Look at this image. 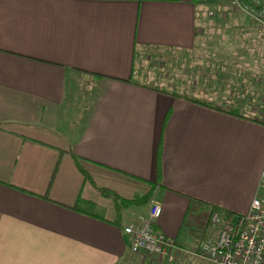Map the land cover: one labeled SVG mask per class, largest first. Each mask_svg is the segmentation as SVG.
Returning a JSON list of instances; mask_svg holds the SVG:
<instances>
[{
    "label": "crops",
    "instance_id": "0c3cea01",
    "mask_svg": "<svg viewBox=\"0 0 264 264\" xmlns=\"http://www.w3.org/2000/svg\"><path fill=\"white\" fill-rule=\"evenodd\" d=\"M203 6L0 0V264H185L211 206L246 209L264 162L263 96L206 76L181 90L133 78L143 49L193 47ZM227 13L248 30L247 15ZM153 183V227L181 247L178 262L131 252L123 226L146 204L117 212L96 188L130 198ZM79 199L95 208L73 209Z\"/></svg>",
    "mask_w": 264,
    "mask_h": 264
},
{
    "label": "rangeland",
    "instance_id": "374dc122",
    "mask_svg": "<svg viewBox=\"0 0 264 264\" xmlns=\"http://www.w3.org/2000/svg\"><path fill=\"white\" fill-rule=\"evenodd\" d=\"M201 2L204 6L199 13L205 15L207 22H197L193 47L186 51L143 49L135 56L134 80L165 89L178 87L181 90L186 82L191 84L194 79L199 82L203 77L205 81L209 77L210 85H214V80L221 79L226 90L231 85L242 86L246 90L243 91L244 96H249L251 102L258 96L264 98V29L242 15L241 20L250 25L248 30L231 26L226 21L228 10L231 12L227 0H216V4L204 0ZM210 10L212 14H208ZM221 11L225 12L224 18L218 20L219 15L221 19ZM258 75L259 83L254 85ZM192 94L201 93L192 91ZM147 207L148 202L138 214L144 213ZM186 260L185 264L207 263L203 258L193 255Z\"/></svg>",
    "mask_w": 264,
    "mask_h": 264
},
{
    "label": "built area",
    "instance_id": "2783aa9c",
    "mask_svg": "<svg viewBox=\"0 0 264 264\" xmlns=\"http://www.w3.org/2000/svg\"><path fill=\"white\" fill-rule=\"evenodd\" d=\"M227 1L231 9L244 13L264 29V0ZM159 213L158 202L149 199L146 211L123 226L129 250L178 262L177 252L181 247L153 227ZM208 226L210 231L199 240L193 254L210 264H264V162L246 209L235 217L226 218L212 211Z\"/></svg>",
    "mask_w": 264,
    "mask_h": 264
},
{
    "label": "trees",
    "instance_id": "16d2710c",
    "mask_svg": "<svg viewBox=\"0 0 264 264\" xmlns=\"http://www.w3.org/2000/svg\"><path fill=\"white\" fill-rule=\"evenodd\" d=\"M198 1L201 2L203 0H198ZM204 1H209V0H204ZM149 86H151V85H149ZM155 88L160 89V90H165V88H163V87L155 86ZM75 159H76V157H75ZM154 186L155 185L153 183V186H151L150 189L147 192H145L144 194L134 195L130 198L121 197V196L117 195L116 193H114L113 191H111L107 188L98 187V186H96V188L98 189V191L103 196L110 197L112 199L115 210L118 212L124 208L132 207V206H144L145 204H147V202L150 199L152 192L154 190ZM94 208H95V205L93 203L86 201V200H81V199L77 200V202L73 206V209H75L77 211H81V212L83 211L86 213L88 211L94 209ZM210 210H211V212L216 211L222 218H226V217L230 216L227 211L220 210L214 206H211ZM95 215H98V214L95 213Z\"/></svg>",
    "mask_w": 264,
    "mask_h": 264
}]
</instances>
